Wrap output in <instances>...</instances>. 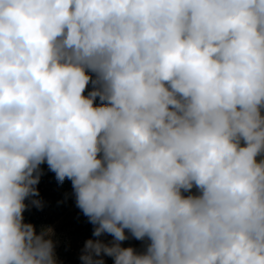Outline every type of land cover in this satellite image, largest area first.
<instances>
[{"label": "clouds", "instance_id": "obj_1", "mask_svg": "<svg viewBox=\"0 0 264 264\" xmlns=\"http://www.w3.org/2000/svg\"><path fill=\"white\" fill-rule=\"evenodd\" d=\"M45 162L82 264H264V0H0V264H58Z\"/></svg>", "mask_w": 264, "mask_h": 264}, {"label": "rangeland", "instance_id": "obj_2", "mask_svg": "<svg viewBox=\"0 0 264 264\" xmlns=\"http://www.w3.org/2000/svg\"><path fill=\"white\" fill-rule=\"evenodd\" d=\"M91 90V84L86 88L85 95ZM99 105V100L96 101ZM43 175L39 184L36 186L39 190V199L42 207L32 206L23 213L25 222L35 226L37 234L43 228H51L52 239L56 243L55 253L58 258V264H82L80 255L85 242L88 239H97L93 237L94 226L88 222L82 211L76 206V198L72 183L69 179L61 184L57 181L54 172L50 171L47 163L40 165ZM196 193V189H192ZM189 193H184L188 195ZM26 203L28 201L26 200ZM125 234L129 239L120 242L122 247H133L137 252L146 250L149 242L147 238L144 241L132 238L129 231L125 229ZM100 239L109 242L113 239L110 234H104ZM105 264H114L112 257L103 256Z\"/></svg>", "mask_w": 264, "mask_h": 264}]
</instances>
